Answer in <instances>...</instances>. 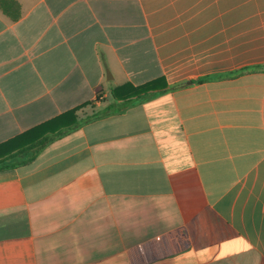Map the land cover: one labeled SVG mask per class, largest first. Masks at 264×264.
Returning <instances> with one entry per match:
<instances>
[{
  "label": "crops",
  "instance_id": "crops-1",
  "mask_svg": "<svg viewBox=\"0 0 264 264\" xmlns=\"http://www.w3.org/2000/svg\"><path fill=\"white\" fill-rule=\"evenodd\" d=\"M261 65L264 0H0V264H264Z\"/></svg>",
  "mask_w": 264,
  "mask_h": 264
},
{
  "label": "trees",
  "instance_id": "trees-1",
  "mask_svg": "<svg viewBox=\"0 0 264 264\" xmlns=\"http://www.w3.org/2000/svg\"><path fill=\"white\" fill-rule=\"evenodd\" d=\"M252 71H256V72L263 71L264 72V65L255 66V67H249V68L247 67V68H244V69H242V70H240L238 72H235L233 74H230V75H240V74L247 73V72H252ZM207 80H208V78L187 81V82H184L182 84L173 86L171 88H165V89L161 90L162 92H160L159 90H157L155 88V84L154 83H148V84H145V85H142V86H139V87H133V86L128 84L127 86H124L125 89H128V91L125 93V97L126 98L124 96H121L120 93H119L124 88L123 89L121 88V89L113 90V96L115 98H117V99H123L122 97H124L125 99H123V101L127 102L128 105L132 106V105H134L136 103H145L149 99H152V98H154L156 96H159L160 94H162L164 92H167L168 90H174L176 88L187 87V86L194 85V84H201V83L206 82ZM71 115H73V113H71ZM77 125H78L77 119L74 117L73 121L71 123H69L64 128L65 131H62L58 135L61 136L64 133H67V132L73 130ZM51 141H52L51 137L50 136H46L44 138L43 142H41V143H39L37 145H32V146H30L28 148L27 147L23 148L21 150V152H19V154H22V153H24L26 151L35 149L36 147H43L46 144L50 143Z\"/></svg>",
  "mask_w": 264,
  "mask_h": 264
}]
</instances>
